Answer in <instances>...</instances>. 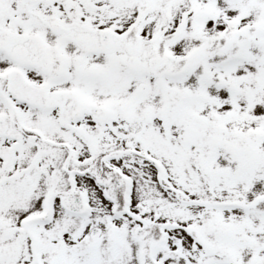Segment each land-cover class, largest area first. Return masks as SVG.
Returning a JSON list of instances; mask_svg holds the SVG:
<instances>
[{"label":"snow or ice","instance_id":"6c2138e0","mask_svg":"<svg viewBox=\"0 0 264 264\" xmlns=\"http://www.w3.org/2000/svg\"><path fill=\"white\" fill-rule=\"evenodd\" d=\"M0 264H264V0H0Z\"/></svg>","mask_w":264,"mask_h":264}]
</instances>
